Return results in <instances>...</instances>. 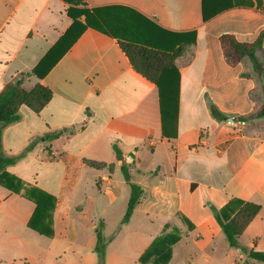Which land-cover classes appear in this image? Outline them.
I'll list each match as a JSON object with an SVG mask.
<instances>
[{"label": "crops", "instance_id": "1", "mask_svg": "<svg viewBox=\"0 0 264 264\" xmlns=\"http://www.w3.org/2000/svg\"><path fill=\"white\" fill-rule=\"evenodd\" d=\"M83 1L0 0V92L21 81L27 90L41 84L53 93L39 111L20 108V120L3 131L0 156L15 161L6 173L56 199L55 236L48 238L28 227L36 205L0 186V264H57L74 249L71 264H99L98 226L121 223L131 195L114 146L125 158L135 155L130 172L144 195L107 246L106 264H141L176 217L194 229L182 228L168 264H263L249 254L264 252V118L238 119L264 105V79L249 57L228 65L219 38L256 41L264 34V0H239L252 5L206 22L202 0ZM69 10H86L103 31L87 28L55 62L61 49L51 53L46 66H53L40 79L33 71L72 27ZM193 32L196 44L175 61L177 117L163 125L158 86L135 70L118 39L171 51L180 40L175 34ZM256 56L264 66V38ZM211 105L224 121L213 118ZM144 155L152 166L144 168ZM161 163L171 165L169 179H159ZM232 200L261 207L240 236L244 251L223 245L213 212ZM31 231L51 245H24ZM58 240L64 245H55Z\"/></svg>", "mask_w": 264, "mask_h": 264}, {"label": "trees", "instance_id": "2", "mask_svg": "<svg viewBox=\"0 0 264 264\" xmlns=\"http://www.w3.org/2000/svg\"><path fill=\"white\" fill-rule=\"evenodd\" d=\"M63 1L71 6L85 4L83 0ZM240 5L251 6L252 2H240L239 0H202L203 19L206 22ZM260 9L264 12V6L260 7ZM76 13L75 15L69 10V16L73 19L72 27L55 45L54 49L51 50L49 53L50 55L48 54L42 63L34 69L33 74L40 79H42L46 71L53 66L52 63L46 66L49 57H51V53L53 54V52L61 49L60 55L58 54V57L54 59L55 62L62 54L71 48L87 28L94 27L103 31V29L97 25V22L91 18L89 12L80 10ZM83 15L85 16L84 23L79 20ZM174 36L178 37L180 40L177 43V48L171 51L118 39L123 51L129 57L135 70L158 86L163 125H165L168 118L174 117L176 120L178 113L179 72L175 66V61L182 55L185 47L196 44L195 32L189 34H175ZM263 38L264 34L261 33L256 41L245 43L240 42L233 34L222 35L219 41L226 63L235 67L244 57H249L252 61L255 73L260 78L264 79V66L256 56V53L263 48ZM52 96V91L41 84L36 85L31 90L25 89L21 81L6 85L0 92V140L4 129L8 125L20 120V108L22 106H27L34 111H39L46 106L52 99ZM210 111L213 118L217 121H224L226 119V116L215 105H211ZM252 118H264V105L254 115L246 118L242 117L238 120L248 121ZM114 150L120 163L121 172L131 187V195L120 227L110 238L106 239L103 237V223L100 222L98 226L99 231L96 233L97 240L94 251L98 256L99 264H106L107 246L115 238L121 227L128 224L134 210L144 195V189L134 181V177L130 172L132 166L135 164V155L130 154L125 158L117 146H114ZM14 162L13 159L0 156V186L33 202L36 205V209L28 223V227L42 236L54 238L55 231L53 229L52 216L56 199L37 188L25 187L20 179L6 173L5 168L14 164ZM90 165L94 167L100 166L98 163H90ZM260 210L261 207L255 203H244L236 200L230 201L220 210L213 208L216 221L222 228L229 245L243 251L245 248L239 242L240 236L243 234L248 224L258 215ZM182 228L191 231L194 229V225L180 217H176L175 224L166 225L163 233L153 241L140 257V263L168 264L172 258V247L183 237ZM249 257L250 259L264 264V252L251 251Z\"/></svg>", "mask_w": 264, "mask_h": 264}, {"label": "rangeland", "instance_id": "3", "mask_svg": "<svg viewBox=\"0 0 264 264\" xmlns=\"http://www.w3.org/2000/svg\"><path fill=\"white\" fill-rule=\"evenodd\" d=\"M143 166L144 168H147L148 166H152L151 163L153 164V160L151 157H145V155L143 156ZM160 162H162L161 160H159ZM161 172L159 173V179L160 180H164V179H169L170 176H171V172H172V168H171V165L167 164V165H164L163 163H161ZM145 177L147 178V180H150L152 181L154 179V176H150L149 173H144ZM162 219L161 218V221L159 219V223H156V226H155V229L158 228V226L162 223ZM118 224V223H117ZM117 224H113L112 226L110 225L109 227H107L106 229H102V234H103V237L105 238L106 236L108 237L110 234H112L114 231V229L117 227ZM120 226V223L118 224V227ZM132 229H136V227H132ZM113 231V232H112ZM86 233L84 234L83 232H81V236H82V241H86L85 237H86ZM29 243H25L24 245H51L49 244L50 243V240L46 239V238H43L39 235H37L35 232L31 231L30 232V235H29ZM57 244L55 245H64L62 241H57L56 242ZM224 243L223 245H229V244H226L227 243V240L224 236ZM68 245V244H67ZM71 245V244H70ZM84 245H86L84 243ZM222 245V244H221ZM116 247V246H115ZM31 252V250H29ZM74 250L72 251H68L67 252V255L64 254V256L62 255V258L61 260H59V262H57V264H71L72 263V257H73V254H74Z\"/></svg>", "mask_w": 264, "mask_h": 264}, {"label": "water", "instance_id": "4", "mask_svg": "<svg viewBox=\"0 0 264 264\" xmlns=\"http://www.w3.org/2000/svg\"><path fill=\"white\" fill-rule=\"evenodd\" d=\"M229 120H230L231 122H236V121H237L236 118H230Z\"/></svg>", "mask_w": 264, "mask_h": 264}]
</instances>
